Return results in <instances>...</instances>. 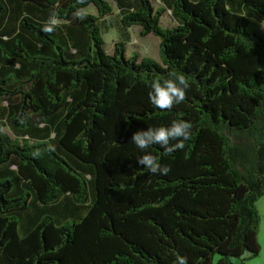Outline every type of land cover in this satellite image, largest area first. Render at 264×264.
<instances>
[{"label": "trees", "instance_id": "trees-1", "mask_svg": "<svg viewBox=\"0 0 264 264\" xmlns=\"http://www.w3.org/2000/svg\"><path fill=\"white\" fill-rule=\"evenodd\" d=\"M113 1L123 28L159 37V61L124 40L107 52L109 0H0V264H247L261 248L264 0ZM173 73L184 101L154 108L150 86ZM181 120L183 148L146 150L169 173L149 174L132 134Z\"/></svg>", "mask_w": 264, "mask_h": 264}, {"label": "clouds", "instance_id": "clouds-1", "mask_svg": "<svg viewBox=\"0 0 264 264\" xmlns=\"http://www.w3.org/2000/svg\"><path fill=\"white\" fill-rule=\"evenodd\" d=\"M54 20H49L42 31L51 32ZM173 79H167L162 83L154 82L150 86L148 93L149 103L158 109H171L185 99V90L189 87L183 75L173 73ZM190 125L186 121H172L167 127L151 128L146 130H137L131 136V143L142 153L136 158V163L147 169L149 174L165 176L169 173L168 166L157 163L155 157L146 150L151 145L160 146L164 152H172L181 149L184 141L189 139ZM175 141V144H170Z\"/></svg>", "mask_w": 264, "mask_h": 264}, {"label": "rangeland", "instance_id": "rangeland-1", "mask_svg": "<svg viewBox=\"0 0 264 264\" xmlns=\"http://www.w3.org/2000/svg\"><path fill=\"white\" fill-rule=\"evenodd\" d=\"M113 7V13L109 16H107V18H105L104 20H101V26L103 29V36L106 42V49L107 52L109 53H113L114 51V43L116 41H122L121 40V36L120 33H122L123 31V26L121 24L120 21V15L118 13V8L115 4V2L113 0H109ZM159 4L158 1L154 0V5L155 7H157ZM80 13H93L96 14V8L94 6H89L83 10L80 11ZM162 25L164 27H170L175 25V21L173 20L170 11H167L163 16H162ZM262 26L264 28V22H262ZM131 33L136 35L137 37H139L140 35V27L138 26H132L131 27ZM150 38H145V41L150 40V43H143V53L142 55L145 57H150L153 58L155 60H160V39L159 37L151 34L149 36ZM152 39V40H151ZM130 45H128V55L130 56L129 52H130ZM10 135L13 136V134L11 133V131L6 128L5 129ZM258 212L260 214V222H259V231H258V241L260 244V252L259 254L250 259L249 261H247V264H264V195L262 197H260V199L257 201L256 203ZM237 264H243L239 259L234 258L233 259Z\"/></svg>", "mask_w": 264, "mask_h": 264}, {"label": "crops", "instance_id": "crops-1", "mask_svg": "<svg viewBox=\"0 0 264 264\" xmlns=\"http://www.w3.org/2000/svg\"><path fill=\"white\" fill-rule=\"evenodd\" d=\"M131 27L130 28H123L122 33H120V36L122 37L121 40H124L126 42V54L128 53V45H130L129 54L132 55L133 53H139L141 56L143 51V43H150V40L145 41V38H150V35L147 36H141L137 37L136 35L131 33ZM152 40V39H151ZM128 55V54H127Z\"/></svg>", "mask_w": 264, "mask_h": 264}]
</instances>
